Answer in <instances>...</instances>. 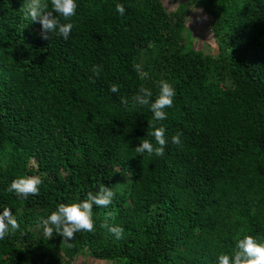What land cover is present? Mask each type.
<instances>
[{"label": "trees", "instance_id": "16d2710c", "mask_svg": "<svg viewBox=\"0 0 264 264\" xmlns=\"http://www.w3.org/2000/svg\"><path fill=\"white\" fill-rule=\"evenodd\" d=\"M24 2L0 0V213L19 223L0 240V264H76L83 254L217 264L245 235L264 243V0H186L174 12L161 0H76V15L60 18L73 24L67 40L42 39ZM194 9L212 17L217 55L184 39ZM161 80L176 93L155 122L168 143L163 156L138 154L144 139L158 145L153 113L131 97L143 85L154 100ZM20 176H38L39 194L9 192ZM101 185L114 197L93 206L94 231L44 235L60 203ZM108 212L119 239L101 227Z\"/></svg>", "mask_w": 264, "mask_h": 264}, {"label": "clouds", "instance_id": "9594fccd", "mask_svg": "<svg viewBox=\"0 0 264 264\" xmlns=\"http://www.w3.org/2000/svg\"><path fill=\"white\" fill-rule=\"evenodd\" d=\"M50 5L51 10H49V3L46 0H25L20 10L25 19L30 18L31 22H38L41 25L42 39L49 40V33H57L67 40L73 24L71 22L61 23L60 18L69 21L71 17L76 15V0H50ZM116 11L120 15H124L125 7L122 4H117ZM195 11L201 10L196 9ZM90 71L99 77L102 67L93 65ZM158 87L159 91L154 100L153 92L143 85L131 97L134 105L147 106L153 113V124L149 125L153 131L150 135L155 138L156 145H158L154 146L148 139H144L135 147V151L138 154L146 152L148 155L154 154L157 157L164 155L168 141L165 138V129L156 127L155 122L166 119L165 109L172 107L176 95L173 85L166 80H161ZM109 90L116 93L119 89L116 84H112ZM121 102L127 105L129 101L127 97H124ZM181 135L182 133L174 134L171 137V143L180 145ZM41 183L42 181L38 176H20L11 182L7 190L14 192L18 197L27 198L29 195L39 194ZM113 197L114 192L107 186L101 185L95 193L87 192L85 198L78 202L60 203L55 211H52L46 219H42L44 235L51 238L54 233L59 234L64 237L63 242H67L77 232L94 231L93 206L107 208L112 203ZM112 216L113 213H106V219L101 227L107 228L119 239L122 237L123 228L108 223ZM18 229L19 223L16 217L10 208L5 207L0 213V240L5 239L7 235ZM217 264H264V243H258L254 237L245 235L242 239L237 240L234 254L220 253L218 255Z\"/></svg>", "mask_w": 264, "mask_h": 264}, {"label": "rangeland", "instance_id": "374dc122", "mask_svg": "<svg viewBox=\"0 0 264 264\" xmlns=\"http://www.w3.org/2000/svg\"><path fill=\"white\" fill-rule=\"evenodd\" d=\"M212 24L213 19L207 13H199L197 15H194L190 23H188L187 25L188 31H185L184 39L186 40V42L194 43L196 49L202 50L206 54L217 55L218 43L216 36L211 30ZM87 256L88 255L85 254L79 255L75 263L84 264ZM87 263L88 262H86V264Z\"/></svg>", "mask_w": 264, "mask_h": 264}, {"label": "crops", "instance_id": "0c3cea01", "mask_svg": "<svg viewBox=\"0 0 264 264\" xmlns=\"http://www.w3.org/2000/svg\"><path fill=\"white\" fill-rule=\"evenodd\" d=\"M162 3L164 4V6L166 7V9L169 12H174L176 11L186 0H161ZM196 9L192 10L191 14L189 15V20L188 23H190V21L192 20V18L194 17V15L197 14H201V13H206V11L204 9H199L200 11H195ZM208 14V13H207ZM77 259V258H76ZM86 262H88L89 264H112L110 262H106V261H96L93 260L92 258H90L89 256H87L86 261L84 264H86ZM87 263V264H88Z\"/></svg>", "mask_w": 264, "mask_h": 264}]
</instances>
